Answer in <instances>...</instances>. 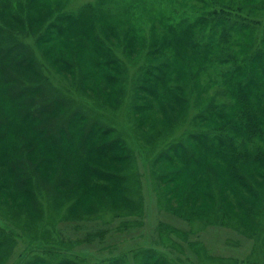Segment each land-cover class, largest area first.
Here are the masks:
<instances>
[{
    "label": "rangeland",
    "instance_id": "374dc122",
    "mask_svg": "<svg viewBox=\"0 0 264 264\" xmlns=\"http://www.w3.org/2000/svg\"><path fill=\"white\" fill-rule=\"evenodd\" d=\"M0 36L38 75L0 62V264H264V0H0Z\"/></svg>",
    "mask_w": 264,
    "mask_h": 264
},
{
    "label": "trees",
    "instance_id": "16d2710c",
    "mask_svg": "<svg viewBox=\"0 0 264 264\" xmlns=\"http://www.w3.org/2000/svg\"><path fill=\"white\" fill-rule=\"evenodd\" d=\"M216 13H218V12H216ZM215 13V14H216ZM204 16H197V17H195L194 18V20L190 23H188L187 25H186V30H185V32H183V34H181V35H183L184 36V34L185 35H188V33H193L195 30H197L198 29V27L199 26H201L202 25V27H203V29L208 25V23H206V22H208V19H205V17L203 18ZM66 18H65V20H64V22L66 23ZM63 22V23H64ZM177 25V24H176ZM179 27V26H178ZM66 27H62L61 29H59L58 28V32H59V34H60V36L61 35H65V33L64 32H66V29H65ZM202 29V30H203ZM235 31V30H234ZM202 34H203V32H202ZM212 34H214V32L212 31ZM192 37V36H191ZM190 37V38H191ZM180 39H181V37H179ZM183 38H185V37H183ZM190 38H188V41H189V44H188V46H187V48L188 49H191L192 51H197V50H199L200 52L196 55V56H199L200 54H201V49H200V44H201V47L205 50L204 51V53H206V52H208L209 50H211L210 48H209V43L206 45V44H202L201 43V36H199V39H197V41L196 40H192V39H190ZM209 39H213L211 36H210V38ZM221 40H225V38H223V39H221ZM221 40H219V41H221ZM263 38H262V36H261V38H260V41H262V43H263ZM211 41H215V40H211ZM218 41V42H219ZM260 41L258 40V42L256 43V42H254L253 44H254V46H252L251 45V52H250V55L249 56H247V57H241V58H238V59H236L235 61H240L239 63H237L236 64V68L234 69L235 71H238V70H240V68H244V66H245V69H246V73H243V75H241L240 77H239V83H240V88H237V91H238V94H237V97H239V98H242V102L244 103V105H245V108H251V109H253V111L257 114V112L258 113H262L263 112V110H264V106H263V104H262V101H260L261 103L260 104H253V102H250V99L252 100V98H255V94H258V87L257 86H259V84H260V82H262V79H264V53H263V48H262V46L263 45H259L260 44ZM8 44H9V42H8V40L6 39V38H4V37H1L0 36V62H9V64H11L12 66H14V67H18V66H20V67H24L25 69H27L29 72H31V74H33L35 77H37L38 75H37V73L33 70V67L32 66H30V60H29V58L27 57V56H25V52H23V50H22V47L20 48L21 49V52H20V50L18 49L19 47H15V46H8ZM182 46H184V44L182 45ZM16 49V50H15ZM182 51L185 53V49L183 50L182 49ZM99 52H101V50L99 51ZM211 51H209V53H210ZM203 53V52H202ZM107 55L108 54H102V53H100V56H105V57H107ZM176 54L173 52V54H171V57L170 58H174V56H175ZM255 55V56H254ZM208 56V55H207ZM254 56V57H253ZM256 56H258L259 57V61L257 62V64H256V66H255V68L256 69H258V71L261 73V74H263V76L262 75H258L256 72H253V68H252V61L255 59V57ZM253 57V58H252ZM235 57H232V58H229L230 60H233ZM228 59V60H229ZM248 62H250L249 63V66L247 65V63ZM238 64H240V65H238ZM244 64V65H243ZM165 66H167V67H171V64L169 63H167ZM232 70H233V68H231ZM232 70H231V72H232ZM146 73V72H145ZM165 76H163L165 79H167V72L164 74ZM154 77H156V76H154ZM17 78V77H16ZM262 78V79H261ZM12 79H14V77H7V81H11ZM162 78H160V80L156 77V80H159L160 81V83L161 82H163V80H161ZM19 84V83H18ZM249 86H252V89L251 90H253V92L251 91L250 93H247V91H246V88H248ZM151 94L153 95V96H156L155 95V92H153V91H151ZM247 94V95H246ZM53 103V102H52ZM34 103H31V104H29V105H33ZM35 107H36V105H35ZM34 107V108H35ZM38 111L37 112H39V109H37ZM29 114H31V113H29ZM246 115V114H245ZM244 115V116H245ZM6 117V116H5ZM242 118H243V115L241 116ZM249 118H252V120H255V115L254 114H251V116L249 117ZM5 122H1L0 123V127H3L5 124H4ZM66 124V123H65ZM64 124V125H65ZM240 126H238L235 130H240V128H239ZM236 132V131H235ZM236 133H238V132H236ZM240 133V132H239ZM51 134V133H50ZM51 135H53V134H51ZM79 139V138H78ZM78 141V140H77ZM79 143H78V145L81 147V149H85L86 151L89 149L88 148V143L85 141V142H80V141H78ZM107 145H109V144H107ZM78 149H79V147L78 146H76ZM123 151H125V152H127L126 151V149L124 150L123 149ZM235 151V149H233V152ZM215 154V153H214ZM218 155H219V153H217ZM107 157H109V156H107ZM193 159V158H192ZM254 161H256L257 162V166L259 165V167L260 166H262V167H264V161H263V159L260 157V158H254ZM94 171V169H92V172L91 173H89V175H92V176H95V177H97V178H101V176H103V174H101V172L99 173V172H93ZM99 171V170H98ZM103 171V170H102ZM109 176V175H108ZM237 177V176H236ZM19 183H23V180L21 179L20 181H19ZM242 183V182H241ZM242 185H245V183L244 184H242ZM152 253H150V255H151ZM67 262H69V261H63V264H66ZM118 262V260H115V261H113L112 262V264H115V263H117Z\"/></svg>",
    "mask_w": 264,
    "mask_h": 264
},
{
    "label": "bare ground",
    "instance_id": "6f19581e",
    "mask_svg": "<svg viewBox=\"0 0 264 264\" xmlns=\"http://www.w3.org/2000/svg\"><path fill=\"white\" fill-rule=\"evenodd\" d=\"M154 123H153V121H151V125H153Z\"/></svg>",
    "mask_w": 264,
    "mask_h": 264
}]
</instances>
